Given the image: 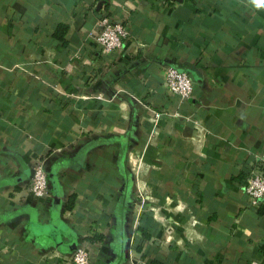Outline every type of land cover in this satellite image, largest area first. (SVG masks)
I'll list each match as a JSON object with an SVG mask.
<instances>
[{
  "label": "crops",
  "instance_id": "obj_1",
  "mask_svg": "<svg viewBox=\"0 0 264 264\" xmlns=\"http://www.w3.org/2000/svg\"><path fill=\"white\" fill-rule=\"evenodd\" d=\"M105 14L129 28L111 53L95 36ZM169 65L193 78L188 99L168 89ZM256 169L264 8L0 0L1 264H74L80 246L92 264H264V202L245 191Z\"/></svg>",
  "mask_w": 264,
  "mask_h": 264
},
{
  "label": "built area",
  "instance_id": "obj_2",
  "mask_svg": "<svg viewBox=\"0 0 264 264\" xmlns=\"http://www.w3.org/2000/svg\"><path fill=\"white\" fill-rule=\"evenodd\" d=\"M129 34L127 24L122 21L112 19L105 14L98 20L96 29V39L101 44L102 49L111 53L123 46L124 40ZM166 85L170 91L178 94L182 99H188L194 88V80L190 74L176 66L169 65L165 74ZM49 189V179L41 160L34 164V173L31 182V192L36 197L44 196ZM245 191L250 197L252 204L259 205L264 202V170H252L245 183ZM74 264H92L90 250L86 247H78L72 253ZM3 254L0 251V264ZM130 264H147L145 259H137ZM250 264H260L258 259H252Z\"/></svg>",
  "mask_w": 264,
  "mask_h": 264
},
{
  "label": "trees",
  "instance_id": "obj_3",
  "mask_svg": "<svg viewBox=\"0 0 264 264\" xmlns=\"http://www.w3.org/2000/svg\"><path fill=\"white\" fill-rule=\"evenodd\" d=\"M66 30H67V24L66 23H60L58 25V27L56 28L54 34H55V36H57L60 40H62L64 42ZM71 203H72V199H71ZM71 203H70V205H71Z\"/></svg>",
  "mask_w": 264,
  "mask_h": 264
},
{
  "label": "clouds",
  "instance_id": "obj_4",
  "mask_svg": "<svg viewBox=\"0 0 264 264\" xmlns=\"http://www.w3.org/2000/svg\"><path fill=\"white\" fill-rule=\"evenodd\" d=\"M251 4L257 9L264 8V0H251Z\"/></svg>",
  "mask_w": 264,
  "mask_h": 264
}]
</instances>
